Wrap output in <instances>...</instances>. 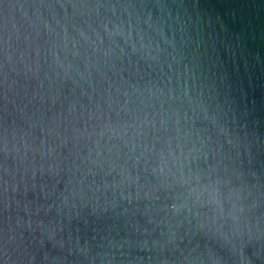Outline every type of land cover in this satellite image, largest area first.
Returning <instances> with one entry per match:
<instances>
[{
  "label": "water",
  "instance_id": "water-1",
  "mask_svg": "<svg viewBox=\"0 0 264 264\" xmlns=\"http://www.w3.org/2000/svg\"><path fill=\"white\" fill-rule=\"evenodd\" d=\"M0 264H264V0H0Z\"/></svg>",
  "mask_w": 264,
  "mask_h": 264
}]
</instances>
